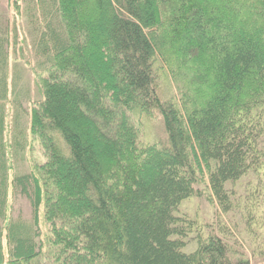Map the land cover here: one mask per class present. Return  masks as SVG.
Instances as JSON below:
<instances>
[{"label":"trees","instance_id":"1","mask_svg":"<svg viewBox=\"0 0 264 264\" xmlns=\"http://www.w3.org/2000/svg\"><path fill=\"white\" fill-rule=\"evenodd\" d=\"M10 3L14 22L24 3L35 13L29 130L47 159L13 179L33 224L7 218L0 264H264L260 228L250 258L224 227L181 215L201 187L222 214L234 208L228 185L252 175V195L264 192V0ZM0 33L6 102L19 40ZM155 122L159 139L142 137Z\"/></svg>","mask_w":264,"mask_h":264},{"label":"rangeland","instance_id":"2","mask_svg":"<svg viewBox=\"0 0 264 264\" xmlns=\"http://www.w3.org/2000/svg\"><path fill=\"white\" fill-rule=\"evenodd\" d=\"M10 0H0V30H8V37L14 41L13 35L19 40L16 53L13 48L10 52V70L18 80L16 91L11 99L6 102H0L5 105V116L10 122L5 128L3 142L4 153L0 151V180L6 179V190L3 192V185L0 181V228L5 225L7 218L12 220H23L24 222L33 224V213L31 206L25 197L14 191L13 179L17 175L30 173L35 167L46 162V156L39 140L33 136L29 130V113L34 102L41 99V91L35 83L33 73L24 61H36V30L33 26L35 23V13L30 12L23 14L25 11V3L23 4L22 16L17 21H13L12 7ZM22 7V6H21ZM13 33V35H12ZM1 34V33H0ZM12 35V36H11ZM26 39H25V37ZM12 89V87H11ZM16 95V96H15ZM21 105V106H19ZM18 119V123L14 119ZM161 128L156 127V122L152 126L155 136L151 135L145 129L142 137L147 136L149 140H158ZM6 142V143H5ZM256 180L252 175L246 176L239 182L228 185L231 193V199L234 201V208L229 214H222L215 202L211 200V194L207 187H201L202 195L198 198H192L185 202L181 207V215H185L195 220L199 225H211L212 229L218 230L220 227L225 228L228 232L231 245L240 253L253 258V246L255 236L249 233L250 228L256 232L259 228L264 232V192L252 195L256 191ZM6 193V196H3ZM5 201V206L3 205ZM249 211L252 213V224L249 226ZM262 221V226L256 223ZM263 227V228H262ZM260 233V232H259ZM6 247V239L3 241ZM195 246L190 244L187 251L194 250ZM44 260L42 263L44 264ZM254 263V259L252 260Z\"/></svg>","mask_w":264,"mask_h":264}]
</instances>
